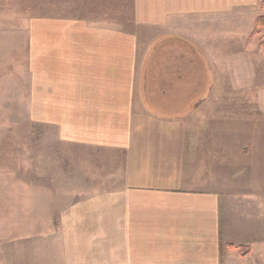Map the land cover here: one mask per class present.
<instances>
[{
	"label": "crops",
	"instance_id": "crops-1",
	"mask_svg": "<svg viewBox=\"0 0 264 264\" xmlns=\"http://www.w3.org/2000/svg\"><path fill=\"white\" fill-rule=\"evenodd\" d=\"M261 1L57 0L35 17V122L103 154L2 264H264V118L214 98L244 66L220 30L255 38Z\"/></svg>",
	"mask_w": 264,
	"mask_h": 264
},
{
	"label": "rangeland",
	"instance_id": "rangeland-1",
	"mask_svg": "<svg viewBox=\"0 0 264 264\" xmlns=\"http://www.w3.org/2000/svg\"><path fill=\"white\" fill-rule=\"evenodd\" d=\"M56 2L0 0V264L3 244L51 230L58 216L81 197L85 165L100 164L97 157L103 154L61 139L57 125L35 122L30 38L35 17L51 15ZM252 15L255 19L264 16V8ZM255 30L251 36L256 37L249 41L237 26L225 25L220 30L219 40L241 39L244 58L239 75L229 76L225 85L219 76L220 88L214 94L221 101L220 109L222 105L231 108V117L264 118V48L259 46L264 25ZM256 140L261 141L256 147L252 143V161L264 152V136Z\"/></svg>",
	"mask_w": 264,
	"mask_h": 264
},
{
	"label": "trees",
	"instance_id": "trees-1",
	"mask_svg": "<svg viewBox=\"0 0 264 264\" xmlns=\"http://www.w3.org/2000/svg\"><path fill=\"white\" fill-rule=\"evenodd\" d=\"M261 6L264 8V0L261 1ZM264 25V16L262 17H258L256 19V30L254 31V33L257 32V30ZM259 46H261L262 48H264V40H261L259 42ZM239 251L242 255H245V251H244V247L243 246H239Z\"/></svg>",
	"mask_w": 264,
	"mask_h": 264
}]
</instances>
